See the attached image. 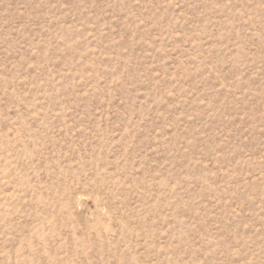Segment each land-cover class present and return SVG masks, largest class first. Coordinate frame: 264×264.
Wrapping results in <instances>:
<instances>
[{"label": "rangeland", "instance_id": "1", "mask_svg": "<svg viewBox=\"0 0 264 264\" xmlns=\"http://www.w3.org/2000/svg\"><path fill=\"white\" fill-rule=\"evenodd\" d=\"M0 264H264V0H0Z\"/></svg>", "mask_w": 264, "mask_h": 264}]
</instances>
